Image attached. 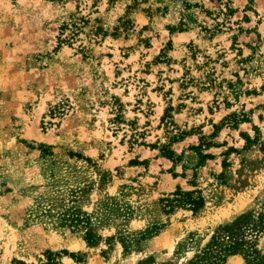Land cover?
I'll return each instance as SVG.
<instances>
[{"label": "rangeland", "instance_id": "374dc122", "mask_svg": "<svg viewBox=\"0 0 264 264\" xmlns=\"http://www.w3.org/2000/svg\"><path fill=\"white\" fill-rule=\"evenodd\" d=\"M263 200L264 0H0V264H190Z\"/></svg>", "mask_w": 264, "mask_h": 264}, {"label": "trees", "instance_id": "16d2710c", "mask_svg": "<svg viewBox=\"0 0 264 264\" xmlns=\"http://www.w3.org/2000/svg\"><path fill=\"white\" fill-rule=\"evenodd\" d=\"M64 29V27H63ZM171 106L166 107L162 116V121L167 124L173 123L168 119ZM185 131L169 136V141L159 143L158 147L161 155L173 157L175 151L171 144L182 139ZM201 145L209 146L205 135L200 138ZM157 146V144H156ZM210 154H203L202 157H209ZM131 162L137 163L136 159ZM197 190L182 191L177 188L173 192V197L161 198L162 206L165 211H171L175 207H190L194 211L204 206V197ZM264 234V200L258 210H249L238 215L232 222L221 225L211 235L206 246L190 261V264H228L227 258L230 255L242 254L245 264H264V253L257 247V238Z\"/></svg>", "mask_w": 264, "mask_h": 264}, {"label": "bare ground", "instance_id": "6f19581e", "mask_svg": "<svg viewBox=\"0 0 264 264\" xmlns=\"http://www.w3.org/2000/svg\"><path fill=\"white\" fill-rule=\"evenodd\" d=\"M231 213V212H230ZM223 217V216H222Z\"/></svg>", "mask_w": 264, "mask_h": 264}]
</instances>
